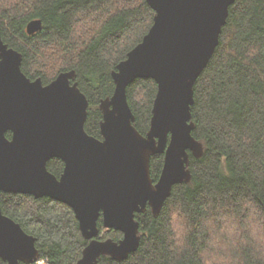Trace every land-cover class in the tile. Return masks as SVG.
<instances>
[{"label": "trees", "instance_id": "16d2710c", "mask_svg": "<svg viewBox=\"0 0 264 264\" xmlns=\"http://www.w3.org/2000/svg\"><path fill=\"white\" fill-rule=\"evenodd\" d=\"M147 0H0L4 41L23 54L22 70L44 84L61 72L89 100L86 131L102 138L101 101L115 90L112 72L154 23ZM41 19L29 34L27 24ZM193 136L204 153H190L189 182L177 183L159 215L137 213L140 245L128 258L101 264H264V0H236L220 42L195 83ZM158 84L136 78L127 87L134 125L150 128ZM7 136L11 138L12 133ZM164 154L151 158L156 182ZM58 177L59 158L48 161ZM3 213L36 238L38 262L77 264L87 240L71 206L49 196L0 192ZM100 239L120 240L99 218ZM0 264L6 262L0 257Z\"/></svg>", "mask_w": 264, "mask_h": 264}, {"label": "water", "instance_id": "95a60500", "mask_svg": "<svg viewBox=\"0 0 264 264\" xmlns=\"http://www.w3.org/2000/svg\"><path fill=\"white\" fill-rule=\"evenodd\" d=\"M236 0H147L155 10L150 30L112 75L115 90L101 101L102 138L85 129L89 100L75 70L44 84L22 70L23 54L0 31V192L49 196L71 206L89 240L77 264H101L109 255L122 261L140 245L137 213L159 215L177 183L189 182L190 153L201 157L203 143L192 131L195 83L212 58ZM37 18L27 24L42 29ZM136 78L158 84L150 128L134 125L127 87ZM11 132L9 138L7 133ZM164 154L159 179L151 158ZM59 158L58 177L48 161ZM120 240L100 239L99 218ZM0 257L6 264L40 258L36 238L3 213L0 204Z\"/></svg>", "mask_w": 264, "mask_h": 264}, {"label": "rangeland", "instance_id": "374dc122", "mask_svg": "<svg viewBox=\"0 0 264 264\" xmlns=\"http://www.w3.org/2000/svg\"><path fill=\"white\" fill-rule=\"evenodd\" d=\"M42 264H45L44 262H41Z\"/></svg>", "mask_w": 264, "mask_h": 264}, {"label": "bare ground", "instance_id": "6f19581e", "mask_svg": "<svg viewBox=\"0 0 264 264\" xmlns=\"http://www.w3.org/2000/svg\"><path fill=\"white\" fill-rule=\"evenodd\" d=\"M113 73V72H112Z\"/></svg>", "mask_w": 264, "mask_h": 264}]
</instances>
